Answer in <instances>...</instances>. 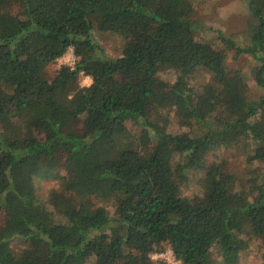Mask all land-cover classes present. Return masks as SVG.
<instances>
[{
  "label": "trees",
  "instance_id": "trees-1",
  "mask_svg": "<svg viewBox=\"0 0 264 264\" xmlns=\"http://www.w3.org/2000/svg\"><path fill=\"white\" fill-rule=\"evenodd\" d=\"M193 2L0 0V264H167L150 257L166 247L238 264L264 247V0L247 2L246 43L214 29L220 46ZM229 56L257 61V93ZM196 170L201 194L185 195ZM55 176L45 204L36 179Z\"/></svg>",
  "mask_w": 264,
  "mask_h": 264
},
{
  "label": "rangeland",
  "instance_id": "rangeland-1",
  "mask_svg": "<svg viewBox=\"0 0 264 264\" xmlns=\"http://www.w3.org/2000/svg\"><path fill=\"white\" fill-rule=\"evenodd\" d=\"M248 0H194L193 2V17L202 23L204 28L199 30V34L205 41L210 42L213 45L220 46V42L217 39V33L214 29H221L225 35L230 36L238 44L243 45L246 43V29L249 24L254 21L250 11L247 7ZM94 36L99 44L103 47L105 52L109 55L116 56L119 54L121 46L120 38L114 33L94 30ZM74 55L72 48H69L67 52L58 59L54 66H50L47 69L46 74L52 76L54 70L60 64H72L74 62ZM257 63L256 60L250 57L234 58L229 56L226 60V66L230 70L231 74L240 71L244 73L246 83L250 91L257 93L255 90V82L253 78L254 66ZM252 67V68H250ZM179 72L173 68L167 67L159 71L161 79L169 83V85L176 84V77ZM87 76H81V83L84 84V80ZM201 79V78H200ZM136 126L129 124L121 133L134 132ZM183 130V118L172 112L170 114L169 131L176 133ZM59 171L57 170V176ZM39 178L36 179L37 191L41 202L46 204V194L50 187L57 185L58 177ZM203 176V171L196 170L190 174L189 180L183 185V194L194 195L201 194L200 180ZM48 207H50L47 204ZM251 252L244 254L239 260L238 264H264V247L259 242L254 241L252 244ZM153 261L163 260L167 264H181L174 258V255L169 247H166L162 251H155L150 255Z\"/></svg>",
  "mask_w": 264,
  "mask_h": 264
},
{
  "label": "clouds",
  "instance_id": "clouds-1",
  "mask_svg": "<svg viewBox=\"0 0 264 264\" xmlns=\"http://www.w3.org/2000/svg\"><path fill=\"white\" fill-rule=\"evenodd\" d=\"M91 82H92V81H91V79H90V78H86V79L84 80V82H83V83H84L85 85H90V84H91Z\"/></svg>",
  "mask_w": 264,
  "mask_h": 264
}]
</instances>
